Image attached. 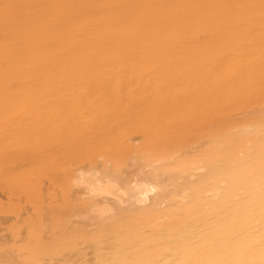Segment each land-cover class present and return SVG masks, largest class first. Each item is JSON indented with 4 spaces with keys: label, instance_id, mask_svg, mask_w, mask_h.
I'll return each instance as SVG.
<instances>
[{
    "label": "bare ground",
    "instance_id": "obj_1",
    "mask_svg": "<svg viewBox=\"0 0 264 264\" xmlns=\"http://www.w3.org/2000/svg\"><path fill=\"white\" fill-rule=\"evenodd\" d=\"M187 26L192 29H180ZM261 32L264 34V0H0V119H58L54 127H46L45 134L52 138L19 157L17 163L50 162L49 185L61 183L63 199L68 201L60 211L63 226L74 224V231L85 241V231L91 237L109 232L103 242L98 237L101 246H95L96 264H264V204L250 205L257 206L253 217L257 220L254 228L261 226L258 236H241L238 243L236 235H243L249 227L239 230V225L220 221L239 216L231 213L226 217L225 211L245 195L248 186L241 185L245 171L241 175L238 169L225 177L222 169L216 174L204 173L195 181L188 178L194 171H203L205 155L198 145L221 139L222 119H107L106 107L90 98L84 106L89 119H80L77 113L53 111L49 115L44 109L33 111L32 106L36 100L40 107L48 101L52 105L55 99L37 98L29 87L63 86L67 80L55 77L70 76V72H133L134 64L129 61H65L69 56L138 54L151 58L172 54L184 61L186 53L192 52L193 56L208 55L213 62L222 57L234 60L226 63V70L230 65L228 73L237 72L217 82L229 84L239 95L247 88V81L239 79L240 72H255L250 79L264 82L260 79L264 75ZM185 34H203L207 42L223 41L214 47L208 43L200 48L187 46L181 52L174 41ZM253 42L260 50H253ZM189 61L188 80L214 87V82L205 83L210 63ZM49 73L55 76L49 77ZM101 81L95 83L104 84ZM73 83L79 87L90 84L80 79ZM117 88L114 85L113 90ZM80 101L79 96L59 100L74 108L80 107ZM203 102L204 96L202 108ZM192 145L198 146L197 154L184 157ZM175 155L180 161H175ZM198 163L199 168H194ZM262 163L260 172L250 180L254 189L263 184L260 194L264 198ZM180 179L184 181L180 183ZM241 205L235 204L234 211L251 217L249 208ZM247 217V224L254 222ZM171 224V231L155 232ZM108 247L115 251L101 253ZM249 249L252 252L246 251Z\"/></svg>",
    "mask_w": 264,
    "mask_h": 264
},
{
    "label": "rangeland",
    "instance_id": "obj_2",
    "mask_svg": "<svg viewBox=\"0 0 264 264\" xmlns=\"http://www.w3.org/2000/svg\"><path fill=\"white\" fill-rule=\"evenodd\" d=\"M210 27L214 28L209 25L208 28ZM180 29H192V26ZM180 29L177 31H181ZM259 31L261 30L257 29V32ZM259 35V38L264 36L262 32ZM207 40H209L208 37L203 34L197 36L185 34L181 39L175 40L174 45L178 46L183 52L184 47L187 46L200 48L205 47V44L208 43L214 47L221 45L220 43L223 41L222 38H218L213 42L209 41L210 43ZM137 43L143 45L142 42ZM161 43H164V41L158 42V44ZM253 43L255 45L253 50H260L255 42ZM184 57V61L177 55L172 54L167 56L155 55L151 58L138 54L130 57L113 58L65 57V61L79 62L129 61L134 64L132 67L133 72L115 70L112 71L113 75H111L110 71L100 70L96 73L87 74L70 72L68 73L70 76L66 77L65 75H56L55 78L62 77L61 79L64 81L67 80V84L62 86L51 83L47 85L46 89L44 86L36 85L29 87V92L38 94L37 98L49 96L56 101L51 103L52 105L48 101L46 102L48 106L40 107V101L36 100L32 110L44 109L42 112L49 115L53 111L62 113V115L77 113V117L79 116L80 119H89L88 109L84 106L87 99L90 98L106 107L108 113L105 116H107V119H222L223 136L221 139L219 138L215 143H211L207 139L208 141L205 140L203 144L198 145L202 147V154L205 155L204 161L201 163V168L204 167L203 171L201 169L198 172L194 171L192 176L190 175L188 178L191 177L190 181H195L194 179L197 180L204 173L216 174L220 173L222 169V174L225 177L231 173H236L238 169L240 174L245 171L243 173L244 177L241 178L242 174L240 175L241 181H243L241 183L242 187L245 185V189L248 186L245 195H242L237 203L228 206L229 208L225 211L226 217L231 213L239 214V216H233V218L236 217L234 220L230 219L229 216L227 220L220 221L221 223L227 222V225H239V230H243V227L246 226L249 227L242 231L243 235H236L235 240L239 243V237L250 236V238H253L261 228L257 225L254 228L257 220L253 217V211L257 206L250 205L256 202L264 204V198L260 194L263 184L259 189L254 185L256 187L254 189L250 179L255 176L256 172H260L258 168L261 167V164L263 166L262 162H264L262 161L264 158V82L262 80H258L260 81L258 82L256 78V80L250 79L255 72L247 70L240 72L239 79L247 81V88L245 91H241V94L235 95V92L227 87L229 84L221 85L217 82V79H228L232 73L237 72L229 71L228 73L227 70H230V65L226 70V65L234 62V60L231 62V60L229 61L230 58L222 57L213 62V59L208 58V55L207 57L206 55H203V57L200 55L199 57L197 54L193 56L192 52L186 53ZM191 59L197 60L198 63L199 60L202 61L201 63H204V61L210 63L209 67L211 69H208L206 75L208 78L205 83L207 84L209 81L213 84L214 82V87H204L203 83L197 84L188 80L185 73L191 69L190 65L187 64ZM148 62H151V64H146ZM222 67L226 70H224L225 72ZM47 75H50L49 77L55 76L52 73ZM98 77L99 81L96 80ZM260 77V79H264V75L261 74ZM74 79H80L90 84L79 87L73 83ZM100 81L104 84L95 83H100ZM114 85L118 87L116 90H113ZM155 86H159V88H155ZM33 89L34 91H32ZM30 94L35 96L32 93ZM76 96H79L82 100L78 103L80 107L74 108L69 106L71 104L66 106L59 102V100L70 101ZM203 96L206 97V103L203 102L204 107L202 108L200 103ZM175 104L178 106H174ZM174 109H176V112L172 113L175 111ZM57 121L58 119H0V264H96L95 246L96 248L101 246L100 243L103 242L101 240L109 234V232L102 231V233L96 232L91 237L89 234L91 232L85 231L87 237L85 241L78 232L74 231L76 230L74 224L63 226L61 221L65 218L62 217L60 211L63 210L64 204H68V201L63 199L65 194L61 191V183L49 185V178L47 177L51 171L50 162L42 160L38 163L39 165L17 163L19 157L29 155L34 148L41 146L43 142H47L48 139L52 138L51 134H45L48 132L46 127H54L59 123ZM192 146L193 149L190 151V148L189 153L184 157L197 154L198 146ZM218 156L219 158H217ZM222 157L227 159L224 161L218 160ZM179 158L175 155V161ZM233 158L237 159V163ZM198 166L199 163L194 168ZM234 168L236 169L234 170ZM246 171H249V173ZM250 172L251 175L253 174L252 176ZM184 179L178 181L182 183ZM249 191L252 192L249 193ZM240 203L241 206L249 208L248 211L251 217L234 211V205ZM246 217L251 218L254 222L247 224ZM239 222L242 224H239ZM257 224L260 223L257 222ZM173 228L171 224L155 232L163 233L171 231ZM77 230L79 231L78 228ZM98 237H101L99 238L101 242L98 241ZM114 251V247H108L102 250L101 253L112 254ZM246 251L252 252L250 249Z\"/></svg>",
    "mask_w": 264,
    "mask_h": 264
}]
</instances>
